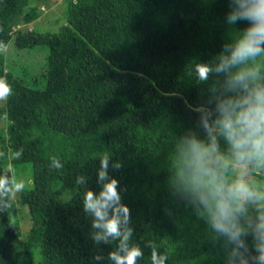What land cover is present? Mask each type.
Here are the masks:
<instances>
[{
    "label": "trees",
    "instance_id": "obj_1",
    "mask_svg": "<svg viewBox=\"0 0 264 264\" xmlns=\"http://www.w3.org/2000/svg\"><path fill=\"white\" fill-rule=\"evenodd\" d=\"M62 2L64 21L41 32L22 27L40 19L36 0H0V78L12 88L0 109V175H10L8 163L33 169L30 187L17 197L20 211L13 200L0 213V264H33L35 248L41 264H112L116 242L93 243L84 189L75 184L85 174L98 190L105 152L123 165L110 174L131 211L130 243L144 252L137 264H151L148 241L168 255L166 264H225L221 243L181 190L172 162L181 136L204 137L189 105L212 108L222 91V76L200 84L189 69L213 61L248 22L226 23L229 0ZM7 45L25 59L10 61ZM219 145L228 152L223 138ZM19 149L23 155L10 158ZM51 157L63 168L51 167ZM248 173L264 178V170L249 166ZM68 189L75 192L60 203ZM20 213L31 220L26 232ZM246 241L251 249V237ZM97 253L102 261L93 259Z\"/></svg>",
    "mask_w": 264,
    "mask_h": 264
},
{
    "label": "clouds",
    "instance_id": "obj_2",
    "mask_svg": "<svg viewBox=\"0 0 264 264\" xmlns=\"http://www.w3.org/2000/svg\"><path fill=\"white\" fill-rule=\"evenodd\" d=\"M229 2L226 23L248 24L223 44L213 61L196 62L189 69L187 75L200 84L213 75L222 76V91L212 108L189 105L199 115L204 137L193 131L181 136L172 163L181 190L214 234L213 241L221 243L225 264H264V188L245 179L249 166L257 173L264 170V0ZM11 94V86L0 79V101ZM220 138L228 145L227 153L220 149ZM22 155L19 149L10 158ZM50 159L51 167L63 168L59 159ZM234 165L240 172L230 179ZM122 167L105 152L96 170L98 190L88 186L85 174L78 175L75 184L84 189L82 209L91 217L93 243L116 242L108 253L112 264H137L144 252L138 244L130 243L131 211L122 202L119 181L110 174ZM25 187L14 175H0V213L12 207V199ZM249 236L251 249L246 241ZM144 246L151 250V264H166L168 255L157 251L154 242ZM93 259L102 261L104 257L97 253Z\"/></svg>",
    "mask_w": 264,
    "mask_h": 264
},
{
    "label": "rangeland",
    "instance_id": "obj_3",
    "mask_svg": "<svg viewBox=\"0 0 264 264\" xmlns=\"http://www.w3.org/2000/svg\"><path fill=\"white\" fill-rule=\"evenodd\" d=\"M36 3H38L41 7L42 14L40 19L33 24H28L22 27L27 29L36 27L41 32L57 29L58 26L64 21V18L62 16L64 4L62 0H48V2L46 3L41 2V0H36ZM4 49L5 55L9 58L10 61H22L25 59L23 53L15 52V50H13L12 47L9 45L5 46ZM4 105L5 101H0V109ZM5 127V118L0 115V132L2 131V128L5 129ZM238 167L236 166L234 168L235 178L239 175L240 172ZM8 170L10 172V175H14L17 179L25 182V189L30 187V184L32 182L31 179L33 176V169L30 163H8ZM245 179L250 183L264 188V178H259L255 175L248 173ZM73 192H75V189H68L63 195H60L58 197L59 202L63 203L64 201H66ZM67 193H70L69 196L65 195ZM19 195L20 193H17L16 196L12 199V201L14 200L16 202L15 205L17 209L20 208L17 202V197L19 199ZM18 211H20V209ZM19 217L21 228L23 232H26L30 228L31 220L24 213H20ZM33 252L34 256H36V258H34L33 260V264H41V255L39 249L35 248Z\"/></svg>",
    "mask_w": 264,
    "mask_h": 264
}]
</instances>
